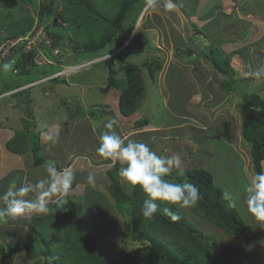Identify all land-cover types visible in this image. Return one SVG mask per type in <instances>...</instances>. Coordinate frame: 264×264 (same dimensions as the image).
<instances>
[{
	"label": "rangeland",
	"instance_id": "rangeland-1",
	"mask_svg": "<svg viewBox=\"0 0 264 264\" xmlns=\"http://www.w3.org/2000/svg\"><path fill=\"white\" fill-rule=\"evenodd\" d=\"M93 2L103 14L112 16L118 13L121 0H93ZM173 2L177 7L171 12L162 7L164 0H157L159 6L156 7L150 6L148 0H144L141 5L137 6L134 13L135 15L123 24L124 31H127L126 33L129 32V35L127 41L116 51H121L126 45L127 47L122 50V53H120L121 56H118L116 59L114 73H116L117 78L121 79L128 69L139 70L145 81L146 89L148 90V88L152 86V88H149L147 98H144L139 104L138 112L144 113V117L150 121V125L159 126L163 123L164 125L170 126L166 132L168 134L166 139L157 140L152 146L149 142L146 143L153 151L162 156L179 154L182 159H187V169H193L198 164L199 168L212 172L215 177L216 185L221 187L224 192H239L241 194L240 198L243 200V186L249 179L245 178V173L243 174L242 167L244 165V160H242L241 157H239L240 160H238L234 155L226 157L229 145L227 141H222L218 136L220 132H223L226 136L225 138L229 140L228 126L224 127L226 123H229V120L232 123L231 125H234L233 130L235 135H237L242 127L244 113L238 108V103L241 99L238 96L240 93L243 94V91L246 90L249 93H258L261 97H264V83L261 84L262 81H254L246 75L248 65L255 66L264 63V0H173ZM64 5H66V0H0V38L10 36L20 31L21 28L28 24V20L31 22L32 19H34L35 25L43 14L51 18L54 12L56 10L60 11ZM244 8L247 12L244 11ZM135 18L136 24L132 26V22ZM47 21H49V19H47ZM99 23L100 22L95 21L94 24H96L97 27H102ZM60 24H62L64 28H62V30L59 29V32H63V35L67 37L63 42L64 44L62 47L65 48L63 49V53L71 56L73 60H75L74 54L78 53L79 59L76 62L77 64L90 62L91 59L89 55H81L80 48L74 46V41L75 39L80 40L81 38V40L83 39L85 43H87L94 38H87V35L83 32L81 33L74 25H70V30L67 31L68 29L65 28L66 24H64V22ZM196 29H198L199 32H195ZM88 34L93 36L91 30L88 31ZM26 43L27 41L23 42L21 45H25ZM81 44L82 41L79 43L80 47ZM215 48L219 49L225 56V59L229 62L228 68L231 69L232 72L225 75L219 70H215L213 66L208 67V63L204 56L205 54L211 55L212 50ZM184 51H189L191 56L183 55V57L178 59L176 54ZM108 52L109 51H103L99 56H104ZM1 58L3 59L4 56H1ZM35 58L39 63H44L40 56L37 57L36 55ZM147 58H151L162 64V69L156 73V78H158L159 83L162 85H170V83L165 81L166 74H169L173 79H179L182 74L186 73H198L206 77L210 76L212 79L214 77V80L219 78L222 82L224 78L227 81L229 80L232 85L230 87L225 85L228 90H231V114L225 111H215L209 116V113L203 111L205 109L202 110L201 104H196L197 113L195 110L196 108H193V112H189L187 110L188 106L184 108L181 106L182 104L176 101L179 97L174 94V92H176L175 88H171L172 93H170V90L166 91L165 89L164 92H166L165 94L169 98H167L166 95L162 96L161 93L153 89L155 86L153 82H157V79L155 81L152 80L149 76L148 68L143 66ZM15 60L16 58L14 57L10 60V63H4L0 59V83L3 82V80L9 82V88L18 86V81L27 84L37 79L43 80L44 76L59 69L54 61V64L51 66L39 67L36 71H43V74H38V77H35V75H26L25 77L18 78L12 71ZM4 64H11V68L9 70H4ZM105 64L101 65L97 63L90 69L82 68L80 70L82 72H78L67 79V81L71 83L82 84L84 96L59 98V96L54 93L50 96H46L45 87L47 86L45 83L31 88L28 92V96L31 94V101L33 100V103L30 104V111L33 112L35 117L40 119L39 122L49 120L53 123L58 121L57 124L68 133L71 130L74 132H81V130H83V138L86 141L84 143H89V147L86 149L87 151L82 150L81 146L71 148V144L68 142L69 138L63 133L58 139H49V143H47L41 156H52V158L55 159L53 156L54 154L62 158L71 155L67 163H69L72 170L79 166L78 169L87 168L90 173L95 175L96 184L92 186L94 189L104 194L102 196L105 198L106 202H108V206L106 207L112 210L108 209V211L114 213V216L119 222V230L116 235L118 236L119 234V236L116 239V245L109 249L111 257L118 258L121 249L120 242L124 227V219L117 210L115 201L110 195L108 188L111 185V181L106 173L108 169L114 166L115 162L111 161V163H109L98 157L96 154L98 145L88 137L90 133L92 136H96L98 132L97 129L101 130V125H103L102 116L100 115L101 112L97 111V109L100 107L103 112H109L116 107V104H114L115 106L111 105L112 102H109L110 105L104 104L105 97H107L105 94H109L110 97H113V95L117 96V93L121 94L122 89H125L123 87L125 85V80L123 79L121 80L120 88L116 89V91L114 89H111V91L108 89L102 94V80L106 81L109 74L113 73L107 70ZM206 64L207 66H204ZM196 65L198 67H196ZM169 80L171 79L169 78ZM215 82V97L218 98V93H225V89L222 88L224 82L222 83L219 80ZM255 85H258L260 89L257 87L255 88ZM2 87L3 86H0V93ZM185 96H187V93L181 95V97ZM26 97L25 95H18L15 98H0V175L8 170L10 173L12 172L9 175V177H11L14 173L13 171H16L11 179V182L16 185L21 178L23 184L29 181L35 183L46 175L44 171L33 167V156L31 153H28L25 158L18 157L8 152L5 147L6 143L13 137L16 131L24 130V127L25 129H29L30 140L32 133L35 132L32 126L24 124V120H31L28 113V105L24 102V100L27 99ZM71 99L76 101L73 104L72 102L68 104ZM173 109L177 110L178 114L175 115ZM75 113L78 114V119L70 121L69 116L73 117ZM190 115L197 117L199 122H201V120L206 121L207 116L211 117L212 121L210 118L211 123H209V130L204 131L202 130L201 124H194L192 120L187 119ZM186 120H189L187 121L189 126L181 128L180 124ZM121 128L122 130L125 129L124 127ZM121 128L116 127L115 131L118 133ZM39 129H42L40 123ZM159 131H161V129ZM45 135L48 134L46 133ZM151 137L153 138L154 136ZM56 141H61L62 147H58L55 143ZM243 141L245 142V140ZM243 141H241V144ZM142 142L145 143L143 140ZM245 143L247 144V142ZM43 144L41 140V145ZM236 144L237 143L231 144V147L237 148ZM191 147L193 151L198 150V157L195 158L197 161L189 165V161L192 160V152L189 151ZM241 148H243V146ZM245 151L248 153V149L245 148ZM239 152L241 153L240 149ZM219 156L222 157L221 165H215ZM88 158L91 159V164H89ZM219 170H222V172L217 175L214 171ZM173 171L176 170L174 169ZM252 171L255 173L253 168ZM120 179L125 191L131 193L133 188L127 185L121 177ZM75 180H77L76 177ZM8 181H10L8 178L0 181V195L4 192ZM226 187L227 189H225ZM76 190L80 193L82 192L79 186ZM89 198L92 199L90 200L91 202L101 201L98 197L96 198L95 195L93 198L92 194L89 195ZM0 205H2V207L5 206L3 201H0ZM244 207L243 204H240L235 209L241 215L246 226H251L252 235L250 239H260V235L264 234V226L255 229L254 227L259 224L254 222ZM178 210L192 224L197 225L204 235L208 236L210 243H212L213 264H232L225 263L224 257L220 255L218 245L219 238L222 237H219L220 235L218 236L216 233L214 234L212 231V229H214L213 226L209 225L208 222L201 218L196 217L187 209ZM82 214L83 217H88V222L94 219L90 215L91 210L88 211L86 206L82 207ZM114 216H110L109 218ZM14 220L15 219L9 218L5 222H0V250L2 246L6 247L8 246L6 245L7 243H11L15 250L14 264H35L34 261H28L23 254V243L27 237L21 233L22 230L16 225V222L10 223V221ZM95 233L96 231L93 230L92 234ZM214 236L216 238L212 239ZM214 239L218 244L214 245ZM133 245L134 244L130 246V250L134 248ZM250 246L251 244L248 245V247ZM239 256V260L243 264L256 259L259 261L261 254L248 249L240 252Z\"/></svg>",
	"mask_w": 264,
	"mask_h": 264
},
{
	"label": "trees",
	"instance_id": "trees-1",
	"mask_svg": "<svg viewBox=\"0 0 264 264\" xmlns=\"http://www.w3.org/2000/svg\"><path fill=\"white\" fill-rule=\"evenodd\" d=\"M143 1L121 0L118 13L106 16L98 10L93 0H66V5L60 11L56 10L51 18L48 15L44 16L42 13L43 15L37 21L38 24L45 27L48 22L47 19L53 20V24L46 27V32L55 47H62L63 42L67 39L63 32H59V29L62 30L64 27L57 19H54L58 12L60 19L66 24L67 31L70 30V25H74L81 33H85L87 38H94L87 43L81 38L80 40L75 39L74 46L80 48L81 55L88 54L92 61L103 57L99 56L103 51H109L104 55H111L105 60V63L107 70L113 73L109 74L106 81L110 88L118 89L121 80H125L123 86L125 89H122L119 96L120 110L124 116H131L138 111L139 104L147 94V89L139 70L128 69L125 71L123 78L118 79L116 77L114 65L118 56L121 55H116L114 52L127 41L129 35V32L124 31L123 24L135 15L137 6L141 5ZM244 11L247 12L246 9ZM95 21L100 22L99 24L102 27H97L94 24ZM27 22L28 24L20 31L10 36L1 37L0 46L7 40L32 32L34 19ZM134 24H136V18L132 22V26ZM90 30L93 32V36L88 34ZM195 32H199V30L196 29ZM81 41L80 47L79 43ZM26 45L27 43L21 45L19 52L22 53V56L16 59L13 69L18 71V78L26 75L38 77V74H43V71H36L39 66L35 65L33 61L35 53L38 52V47H32V54H30L23 51ZM42 51L46 56H49L50 47L45 45ZM183 55L191 56V53L184 51L177 53L176 57L180 59ZM204 58L208 65L213 66L215 70L217 69L225 75L232 72L228 68L229 62L219 49L215 48L212 50L211 55L205 54ZM78 59L79 54L77 53L75 61L77 62ZM1 61L10 63L9 59ZM29 66L30 69L27 70ZM143 66L148 68L149 76L154 81L157 79L156 73L162 69V64L151 58H147ZM223 82L229 87L232 85L225 78ZM18 83L19 85L13 88L23 87L29 82L25 84L18 81ZM0 86H3L1 93L13 89L9 88L10 84L5 80L0 83ZM29 90L20 91L14 94L13 97L18 95L27 96L24 102L28 105L31 120H24V124L32 126L35 132L32 133L30 140L29 129L24 127V130L15 132L5 147L9 152L20 156L33 152V166L39 168L47 162H53L41 156L43 148L41 133L47 130L50 121L39 122L40 119L30 111V104L33 103V100L31 101V94L28 96ZM101 90L103 89L101 88ZM240 108L244 113L242 134L245 142L250 146L254 171L255 173L264 171V99L257 94L243 92ZM97 111L100 110L97 109ZM39 123L42 125V129H39ZM144 123L142 121L138 123V126ZM54 163L59 169H62L58 162ZM120 167L121 164L117 163L107 171L111 181L108 188L110 195L124 219L118 258H112L109 249L116 245V239L119 236V234L116 236L119 230V222L114 213L108 211L109 208L106 207L108 202L102 196L104 194L88 184L86 178L90 174L89 170L76 172L77 180H74L72 189L66 197L67 203L62 206L57 205L54 202V197L49 201L50 212L48 214H33L34 216L26 223L25 231L21 228V233L27 237L23 243L26 258L31 262L34 261L35 264H213L212 243H210L208 236L204 235L197 225L192 224L185 218L175 206H171L172 210L181 217L180 220L175 222L170 217L163 215L162 211L151 219L142 216L140 210L146 196L139 189H132L131 193L125 191L118 175ZM185 177L200 189L201 196L199 202L194 207L187 208V210L196 217L208 222L209 225L229 235L240 236L247 232V226L241 215L235 208L229 207V202L222 195L224 191L216 185L212 172L202 168H194L184 170V176H179L177 171H173L168 178L182 182ZM21 180L22 178L16 185L17 187L23 184ZM78 186L82 190L81 193L76 190ZM4 192L6 191L4 190ZM90 194L93 198L95 195L101 201L91 202ZM84 206L88 208V211L91 210L90 215L94 218L89 222L88 217H83L82 214V207ZM165 206L161 205V209ZM109 215L114 217L109 218ZM93 230L96 231L95 234H92ZM213 243L214 245L218 244L215 239ZM132 244H134V248L130 250ZM6 245L8 246H2L0 251V264H14L15 250L11 243Z\"/></svg>",
	"mask_w": 264,
	"mask_h": 264
},
{
	"label": "clouds",
	"instance_id": "clouds-1",
	"mask_svg": "<svg viewBox=\"0 0 264 264\" xmlns=\"http://www.w3.org/2000/svg\"><path fill=\"white\" fill-rule=\"evenodd\" d=\"M148 3L153 7L159 6L157 0H148ZM162 7L171 12L176 9L177 5L173 0H164ZM57 14L59 13L57 12L56 15ZM54 19H56L55 16ZM58 21L60 23L63 22L60 17ZM32 30V32L26 35L19 36V38H23L27 35L31 37L37 36V43L32 45L30 50H32V47H38L36 55L37 57L40 56L44 63H39L35 55L33 60L35 65L39 67L51 66L54 64V61L55 65H58L59 69H57V71L44 76L45 80L52 85H56L57 83H68L69 81H67V79L78 72H82L80 71L82 68L90 69L97 63L101 65L105 64V60L111 56H103L91 62L77 64L71 56L63 53V49L65 48L55 47L53 45L44 26L38 24V26L33 27ZM44 36L46 39H44ZM45 45L50 47L49 56H46L42 51ZM126 47L127 45L122 50ZM122 50L115 51L114 54L119 55L122 53ZM75 55L76 54H74V57ZM8 59L9 58H3L1 60L5 61ZM10 68L11 64L3 65L4 70H9ZM68 68H74V70L67 71ZM29 69L30 66L27 70ZM12 71L14 75H18L17 70L14 71L13 69ZM246 75L254 81H264V63L255 66L248 65ZM105 83L106 85L103 83L101 86L102 89L104 88L103 90L109 89L111 91V89H114L108 86L109 84L107 81H105ZM41 84H44V82L41 79H37L23 87L13 88L11 91L0 93V98H15L13 97L14 94ZM77 86L80 87L79 85ZM80 89L82 92L81 87ZM114 90L116 91V89ZM243 92L247 91L245 90ZM53 93L57 95L55 88L50 90L45 89L46 96H50ZM249 94H257L261 97L258 93ZM57 96H59V98L64 97L60 95ZM78 96H81V94ZM99 110L103 112L100 107ZM109 112L108 114H112L111 111ZM117 125V118H106L104 127L107 131L99 138V146L96 148L97 156L103 160L115 162L114 166L119 162L121 167L118 170V175L131 188L139 189L145 194L146 199L143 201L140 210L144 218L151 219L162 211L163 215L170 217L173 222L180 220V215L174 212L171 206H175L178 209H187L194 207L201 199L200 189L186 177L182 182H177L168 178L171 176L174 169L177 171V175L184 176V162L182 157L179 154L162 156L153 151L144 142L135 140L125 141V139L115 131ZM42 167L45 169L46 173L44 178L37 180L35 183L30 181L26 182L19 187L13 184L6 192L0 195V201H3L6 205L5 207H0V222H5L9 218L16 219L28 213L46 215L50 212L48 205L50 199L53 197H55L54 202L57 205L62 206L67 203L66 197L72 189L75 180L73 170L70 167L59 169L54 162H47L45 165H42ZM86 179L89 184H96V177L94 174L90 173ZM243 194V200H241V194L239 192L225 191L222 195L224 199L229 202V207L236 208L240 204H243L246 208V212L254 222L264 226V171L254 173L251 178L246 181L243 186ZM161 205L166 206L161 209Z\"/></svg>",
	"mask_w": 264,
	"mask_h": 264
},
{
	"label": "crops",
	"instance_id": "crops-1",
	"mask_svg": "<svg viewBox=\"0 0 264 264\" xmlns=\"http://www.w3.org/2000/svg\"><path fill=\"white\" fill-rule=\"evenodd\" d=\"M204 66H207V64L204 65ZM196 67H198V66L196 65ZM208 67H209V65H208ZM207 75H209V74H207ZM169 78L171 80H169ZM165 79H166L165 81L170 83V85H167V86L166 85H162L161 83H159V80L157 78L158 85H157V82H153L154 85H155L153 87V89L158 91L159 93H161V95L163 96V95H166L165 94L166 92H164L165 89H166V91L170 90V93H172L171 88L172 89L175 88L176 92H174V94L177 97H179V98L176 99V101L178 103L182 104L181 106L184 107V108L188 106L187 110L189 112H193V108L194 109L196 108V104L197 105L201 104L202 110L205 109L203 111L205 113H209V116L212 113H214L215 111H220V112L225 111L228 114H231V103H230V98H232L231 93H230L231 91L226 88L227 86L225 85V82L223 83L221 79L218 78V79L214 80V77L212 79V77H210V76L206 77L205 75H201V74H198V73L182 74V76L179 79H175V78L173 79V77H171L169 74H166ZM218 80L223 83L222 88L225 89L224 90L225 93L224 92L218 93V98H216L215 97L216 85L214 84V82L215 81L217 82ZM68 83H70L72 85H75V84L79 85L82 88L81 96H84V94H83L84 89H83V85L82 84H80V83H71V82H68ZM103 83H105V80H102V84ZM262 83H264V81H262L261 84ZM104 85H106V84H104ZM217 86H219V85H217ZM150 87L152 88V86H150ZM256 87L260 89V87L258 85H255V88ZM149 88L147 90V94H146L145 98H147V96H148ZM261 88H263V87H261ZM101 91H102V94L105 93L103 90H101ZM183 93H187V96L181 97V95ZM241 94L242 93H240L238 95L240 98H241ZM105 95L107 97H105L104 104L110 105L109 102H112L111 105L116 104V107H114L113 110L111 111L112 114H108L110 112H101L100 115L102 116V124H103V125H101V130L97 129L98 132H97L96 136H94V135L92 136L91 133L88 135V137L90 139H92L93 142H95L96 145L99 146V138H100V136L107 131V129H105V127H104V124L106 122V118L107 117H115V118H117V120H118L117 127H119V128L124 127L125 128L124 130H122V128H121V130L118 131V134L122 138H124L125 141L135 140V141L142 142V140H143V141H145V143L149 142L151 144V146H152V144L154 142H157V140L166 139V136L168 135L166 132L168 131L170 126L164 125L163 123H161L159 126L150 125V121L148 119H145L143 112H138L137 111L136 113L132 114L131 116H124L120 112V109H119V101H118L119 100V96L118 95H120V94L117 93V96L112 94L113 97H110L109 94H105ZM117 97H118V99H117ZM167 98H169V97L167 96ZM216 100H218V101H216ZM75 101L76 100L71 99V101H69L70 103H68V104H71V102L73 104ZM238 104H239L238 108H240L241 99H240V102ZM95 106H93V107H95ZM195 110H196V113H197V108ZM173 111H174L175 115L178 114L177 110L173 109ZM77 115L78 114L75 113L73 117L69 116L70 121L77 120L78 119ZM209 116L206 117L207 118L206 121L201 120V122H199L198 118L193 116V115H190L187 119L192 120V122L194 124H199V125L201 124L202 125V130L208 131L209 127H210L209 123H211V121H212V118L209 117ZM210 118H211V121H210ZM142 121L145 122V123L143 125L138 126V123H140ZM187 121H189V120H186V121H184V122H182L180 124L181 128H185V126L186 127L189 126ZM57 122H53V123L49 122L48 125H47V130L45 131L44 134H42V141L44 143L42 145L43 146L42 152H44L45 147H46L47 143H49L48 141H49L50 138L58 139V137L60 138V136L63 133H65L66 136L69 138L68 142L71 144V148H74L76 146H81L82 150L87 151L86 149H87V147H89V145H88L89 143H84L86 141L83 138L84 137L83 130H81V132L80 131L79 132H74L73 130H71L68 133L66 130H63L61 128V126H59L57 124ZM231 124L232 123L229 120V123H226L224 125V127L228 126L229 140H227L225 138L226 136L224 135L223 132H220L218 137L222 141H227V143L229 145V149H228V152L226 153V157L234 155L235 157L238 158V160H240L239 157H241V159L244 160L243 161L244 165L242 167L243 174L245 173L244 176L246 175V177H245L246 179H248V178L250 179L251 176L254 173L252 171L253 165H252V160H251V152H250V157H249V151H250L249 146H248V144H246L243 141L244 138H243V134H242V127L238 131L237 135H235L234 130H233L234 129V125H231ZM192 128H195V127H192ZM160 129H161V131H159ZM195 129H197V128H195ZM46 133L48 135H45ZM151 136H154V137L152 138ZM187 136H189V135H187ZM241 141H243L242 144H241ZM55 143H56V145L58 147H62L61 141H59V142L56 141ZM235 143H237L236 144L237 148L231 147V144H235ZM242 146H243V148H241ZM245 148L248 149V153L245 151ZM239 149L241 150V153L239 152ZM189 151L192 152L191 153V155H192L191 159L192 160L189 161V165H190V163H193V162L197 161L195 158L198 157L197 156L198 155V150L197 151H193V149L191 147L189 149ZM193 153H195V154H193ZM27 154L21 155V156L17 155V156L25 158V156ZM13 155H16V154H13ZM53 156L55 157V159L52 158V156H46V155H44V158L47 159L48 161L58 162V164L61 166L62 169L65 168V167H70L69 163H67V160L70 159L71 155L64 156V158L57 156V154H54ZM221 159H222V157L219 156L218 160L215 163V165H221ZM87 160L89 161V164H91V159L88 158ZM183 161H184V170H186L188 168L187 165H186L187 159L183 158ZM106 162L111 163V161H106ZM106 162H104V163H106ZM78 167L79 166H77V167H75L73 169V173H74L75 177L77 175L76 172H79V171L80 172L81 171L84 172V171H88L89 170L87 168L86 169L85 168L78 169ZM192 167H194V166H192ZM195 168H199L198 165ZM263 168H264V162H263ZM39 169L41 171L45 172V169L42 166H40ZM7 171L8 170H6L4 173H2V175H0V181H2L3 179H6V178H8L10 180V181H8V183H7L6 187H5V191H7L9 189V187L14 184V183L11 182L12 181L11 180L12 177H9V175L12 172L10 173L8 171L9 172L8 173ZM13 172H16V171H13ZM214 172L217 175H219L220 172H222V170L214 171ZM73 184H74V182H73ZM225 189H227V187ZM53 198H51L50 200H52ZM0 207H2V205H0ZM245 210H246V208H245ZM31 214H35V213L25 214L24 216L16 218L14 221H10V223L16 222V225H18L20 228L24 229V231H25L27 221L32 216H34V215H31ZM26 215H28V216H26ZM262 227H263L262 225H258V226L254 227V228L257 229V228H262ZM213 228L214 229H212V231L214 232V234L216 233L218 236L220 235L219 237H222V238H219L218 249H219L220 255L222 257H224L225 263L227 262V263H232V264H242L240 262V260H239L240 259L239 258L240 257L239 253L242 252L243 250H248L249 249V250H253L256 253L261 254V257H259L260 260L259 261L257 259L256 260H251V261L243 263V264H264V244H263V242H264V234L260 235V237H261L260 239L258 238L256 240L255 239L251 240L250 239L251 235H252L251 226H248L247 227V232L245 234H243V235H240V236H232V235H229V234H227L226 232H224V231H222L220 229H217L215 227H213ZM250 244H251V246L248 247V245H250ZM23 254L25 255V252ZM232 257H234V258H232ZM28 261H30V260H28Z\"/></svg>",
	"mask_w": 264,
	"mask_h": 264
},
{
	"label": "bare ground",
	"instance_id": "bare-ground-1",
	"mask_svg": "<svg viewBox=\"0 0 264 264\" xmlns=\"http://www.w3.org/2000/svg\"><path fill=\"white\" fill-rule=\"evenodd\" d=\"M52 19H50L46 24L47 25H45V28L49 25H51V24H53L52 23ZM38 26V22H36L35 23V25H34V27H37ZM21 41H20V38H19V36L18 37H16V38H14V39H12V40H7V41H5L4 43H2V45L0 46V59H2L1 58V56H6L7 58H9V60H11L12 58H20L22 55V53H20L19 51L21 50ZM23 51L25 52V53H32V51L27 47V46H25L24 48H23ZM15 52V53H14ZM16 63V62H15ZM71 70H74V68H68L67 69V71H71ZM14 71H16V70H14ZM45 84H46V86L47 87H45V89L46 90H50V89H52V87H53V89L55 88V85H52V84H49V82L48 81H46L45 80V77H43V80H42ZM66 84H68V85H72V84H70V83H66ZM51 85V86H50Z\"/></svg>",
	"mask_w": 264,
	"mask_h": 264
},
{
	"label": "water",
	"instance_id": "water-1",
	"mask_svg": "<svg viewBox=\"0 0 264 264\" xmlns=\"http://www.w3.org/2000/svg\"><path fill=\"white\" fill-rule=\"evenodd\" d=\"M57 95L64 97H76L81 94V89L77 85H68L66 83H57L55 85Z\"/></svg>",
	"mask_w": 264,
	"mask_h": 264
},
{
	"label": "built area",
	"instance_id": "built-area-1",
	"mask_svg": "<svg viewBox=\"0 0 264 264\" xmlns=\"http://www.w3.org/2000/svg\"><path fill=\"white\" fill-rule=\"evenodd\" d=\"M55 18L59 20V14H57V15L55 16ZM39 33H41V32H39ZM44 39H46L45 36H44ZM20 41H21V42H25V41H27V47L30 49L32 45H35V44L37 43V36H35V37H31L30 35H27V36H25V37H23V38L20 37ZM6 58H7V57L4 56V59H6Z\"/></svg>",
	"mask_w": 264,
	"mask_h": 264
}]
</instances>
